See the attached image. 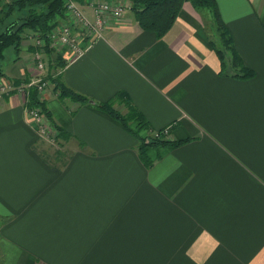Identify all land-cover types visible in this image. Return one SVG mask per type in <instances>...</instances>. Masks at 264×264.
Masks as SVG:
<instances>
[{
  "label": "crops",
  "instance_id": "obj_1",
  "mask_svg": "<svg viewBox=\"0 0 264 264\" xmlns=\"http://www.w3.org/2000/svg\"><path fill=\"white\" fill-rule=\"evenodd\" d=\"M89 1L77 3L94 21ZM215 2L252 77L220 73L211 13L188 0L161 38L129 6L105 15L80 55L67 60L62 48L61 69L47 53L37 67L30 30L18 51L4 50L0 264H264V0ZM50 75L94 102L122 91L113 106L147 121L131 129L172 125L162 135L186 141L147 146L146 166L134 134L95 105L60 98ZM34 78L47 81L46 122L67 134L60 149L26 111L18 87Z\"/></svg>",
  "mask_w": 264,
  "mask_h": 264
},
{
  "label": "trees",
  "instance_id": "obj_2",
  "mask_svg": "<svg viewBox=\"0 0 264 264\" xmlns=\"http://www.w3.org/2000/svg\"><path fill=\"white\" fill-rule=\"evenodd\" d=\"M83 1V0H75ZM130 3V10L133 13L137 23L143 30L151 31L157 38H161L166 31L172 26L177 17L184 0H126ZM196 9L205 8L211 13L213 31L209 36V43L220 59L221 74H227L226 71L231 67L234 71L230 72L231 76L247 78L254 75V71L248 68L242 62L233 43L232 34L222 20L215 0H188ZM66 0H10L0 7V61L3 58L4 50L8 46L18 51L22 33L26 28L38 32L37 35L45 38L48 42V34L55 22L62 18L66 11ZM57 58L64 63L60 56ZM3 75L0 63V76ZM48 76V75H47ZM51 81L54 87L59 91V97H68L79 103H89L95 105L98 109L107 112L110 116L117 119L122 126L134 134L138 139V154L146 166L151 165V160L147 157L145 151L147 146L158 144H167L177 146L186 140H172L163 136V129L157 130L156 133L149 131L148 136H140L138 131L147 127V121L142 114L132 106H127V111L119 112L113 106V98H126L124 92H117L113 98L106 101L94 102L84 95L66 87L59 81V76L52 77ZM45 79H49L45 77ZM45 89V88H44ZM27 107H39L41 112L48 118L49 110L45 102L39 98V92L34 86H30L26 93ZM126 103L129 102L126 100ZM136 121L139 130H133L129 127L130 121ZM53 125L58 131V138H66V132L58 126L52 119ZM172 125H169V129ZM168 129V131H169ZM154 133V134H153ZM168 133V132H167ZM165 133V134H167ZM157 134V135H156ZM6 218L0 217V222Z\"/></svg>",
  "mask_w": 264,
  "mask_h": 264
},
{
  "label": "built area",
  "instance_id": "obj_3",
  "mask_svg": "<svg viewBox=\"0 0 264 264\" xmlns=\"http://www.w3.org/2000/svg\"><path fill=\"white\" fill-rule=\"evenodd\" d=\"M89 5L91 6L93 15L95 16L94 21L88 19L81 8L78 6L77 1L75 0H66L67 11L69 16L74 24L72 27H68V24H63L62 26L51 29L48 34V39L51 40L52 44L55 46L63 45L64 48H68L72 55L67 57V60H73L76 56L80 55L83 50L89 47L92 37H94L95 32L100 30L101 21H104V16L106 14L112 15H122L125 9L130 4H126L124 0H90ZM58 27V28H57ZM78 27L80 33H74L73 28ZM79 36L87 37V41H83L81 44L78 40ZM97 35H100L98 33ZM44 39L36 34L34 57L36 59V65L40 70H44L46 64L43 59L44 54ZM55 43V44H54ZM47 85V81L42 78H35L30 80L29 83L25 85H20L18 87L21 93H27V88L34 86L38 92L43 90ZM25 89H27L25 91ZM0 98L2 94L7 91L6 88L0 89ZM27 113L33 120V125L40 134V136L45 137L48 135L49 131L52 130V127L47 124L45 114L41 112L39 107H27ZM169 127H165L162 131L163 134L168 132ZM156 133V132H154ZM153 133V134H154ZM157 135V134H156Z\"/></svg>",
  "mask_w": 264,
  "mask_h": 264
},
{
  "label": "rangeland",
  "instance_id": "obj_4",
  "mask_svg": "<svg viewBox=\"0 0 264 264\" xmlns=\"http://www.w3.org/2000/svg\"><path fill=\"white\" fill-rule=\"evenodd\" d=\"M65 6H66V2H65ZM78 6H79V4H78ZM82 10V9H81ZM83 11V10H82ZM83 13H84V11H83ZM85 14V13H84ZM110 14V13H109ZM107 15V14H106ZM111 15V14H110ZM115 16H118V15H115ZM63 24H68V27H72L74 24L72 23V20H71V18H70V16H69V13H68V11H67V6H66V11H65V13H64V15L62 16V18H60V19H58L56 22H55V25L51 28V29H53V28H55L56 26H58V27H60V26H62ZM101 26L103 25V22L101 21V24H100ZM57 27V28H58ZM26 30H30V31H32L33 33L35 32L34 30H32V29H28V28H26L24 31H26ZM101 32V30H99L98 29V31H96L95 32V35L94 36H97V34L98 33H100ZM36 34H38V32H35ZM44 40L43 41H45V38L43 37V36H41ZM47 41L48 42H44V54H43V58H45V55H46V53H47V58L48 59H50L49 58V56H51V61H49V63H53V64H55V66L53 67V68H55V67H57V64L59 65V68L61 69L62 67H64L65 66V59H63L62 57H61V52H62V48H64V46L63 45H60V46H55V45H53L52 44V42H51V40H49V39H47ZM80 42V41H79ZM92 42V41H91ZM82 42H80V44H81ZM55 44V43H54ZM90 45H91V43H90ZM89 45V46H90ZM56 47V48H55ZM67 48V47H66ZM6 50H12L13 49V46H8V47H6L5 48ZM59 49H60V51H59ZM68 49V48H67ZM34 54V53H33ZM49 55V56H48ZM35 56V55H34ZM57 56H60V58H62L63 59V61H64V63H62V62H60L59 61V59L57 58ZM65 58H67V57H65ZM55 60H58V61H55ZM36 61V60H35ZM46 68V67H45ZM42 71H43V69H42ZM55 71H58V69H54L53 70V72H55ZM35 79V78H34ZM49 81V80H48ZM118 110V109H117ZM119 111V110H118ZM126 112V111H125ZM48 124V123H47ZM59 135H58V131H57V129L55 128V126L54 125H52V130H50L49 131V133H48V135L47 136H45L44 138H46L47 139V142L50 144V145H55L56 146V148L57 149H60V148H62L61 146H59V142H58V137ZM63 141H65V139H63Z\"/></svg>",
  "mask_w": 264,
  "mask_h": 264
}]
</instances>
